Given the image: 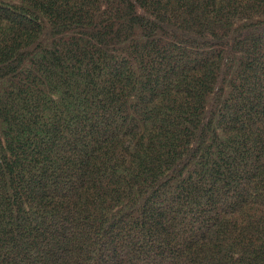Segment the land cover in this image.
Wrapping results in <instances>:
<instances>
[{
    "label": "trees",
    "instance_id": "obj_1",
    "mask_svg": "<svg viewBox=\"0 0 264 264\" xmlns=\"http://www.w3.org/2000/svg\"><path fill=\"white\" fill-rule=\"evenodd\" d=\"M0 264H264V0H0Z\"/></svg>",
    "mask_w": 264,
    "mask_h": 264
},
{
    "label": "rangeland",
    "instance_id": "obj_2",
    "mask_svg": "<svg viewBox=\"0 0 264 264\" xmlns=\"http://www.w3.org/2000/svg\"><path fill=\"white\" fill-rule=\"evenodd\" d=\"M219 199H220V201H223V200H226L227 197L226 196H223V195H220Z\"/></svg>",
    "mask_w": 264,
    "mask_h": 264
}]
</instances>
